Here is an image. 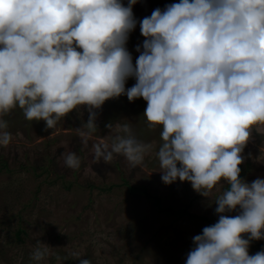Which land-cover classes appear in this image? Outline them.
<instances>
[{"label": "clouds", "instance_id": "obj_1", "mask_svg": "<svg viewBox=\"0 0 264 264\" xmlns=\"http://www.w3.org/2000/svg\"><path fill=\"white\" fill-rule=\"evenodd\" d=\"M137 2L0 0V117L18 107L26 120L53 129L86 107L80 135L87 138L107 100L143 98L147 128L162 129L156 156L163 183L190 182L204 197L222 180L230 185L215 200L218 222L193 237L186 264H264V251L248 252L250 241L264 239V179H239L241 153L254 126L264 125V0H179L157 8L139 21L145 39L134 65L126 44ZM129 78L136 83L126 89ZM7 128L0 118L2 147L12 140ZM121 130L110 149L93 145L97 162L114 154L132 167L144 161L153 146L129 125ZM64 162L81 166L72 152ZM238 206L240 214L225 215ZM46 255L38 244L32 259Z\"/></svg>", "mask_w": 264, "mask_h": 264}, {"label": "rangeland", "instance_id": "obj_2", "mask_svg": "<svg viewBox=\"0 0 264 264\" xmlns=\"http://www.w3.org/2000/svg\"><path fill=\"white\" fill-rule=\"evenodd\" d=\"M122 2L127 6L128 0ZM178 2L138 0L133 6L137 25L126 47L134 65L140 54L136 47L142 50L145 39L139 21ZM135 83L129 78L126 89ZM146 107L143 98L129 102L121 95L107 100L95 110L97 131L87 138L80 135L87 131L86 107L69 113L53 129L44 121L26 120L18 107L0 117L12 136L9 146H0V264H79L81 259L92 264H186L193 237L218 222L215 200L229 184L222 180L204 197L190 182L163 183L156 156L162 129L147 128ZM125 124L137 140L153 146L144 161L132 167L114 154L109 163L97 162L93 145L103 142L110 149L115 137L125 135ZM70 152L80 158L79 169L65 165L64 156ZM241 156L240 180L250 185L264 179V125L254 126ZM141 189L159 197L160 208ZM166 208L189 214L171 215L162 211ZM241 211L238 206L225 215ZM256 241L264 244V239ZM38 244L47 247L39 262L32 259Z\"/></svg>", "mask_w": 264, "mask_h": 264}, {"label": "trees", "instance_id": "obj_3", "mask_svg": "<svg viewBox=\"0 0 264 264\" xmlns=\"http://www.w3.org/2000/svg\"><path fill=\"white\" fill-rule=\"evenodd\" d=\"M240 179V178H239ZM132 190H137V188H133L131 187ZM228 189H230V185L228 187ZM146 197L148 198H153L155 200V204L156 206H158L160 208V199L159 197H157L156 195H151L148 193L147 189H141L140 190ZM162 211L169 213L171 215H177V216H182V215H188V211H186L185 209H180L179 211H175L173 209L170 208H166V209H162ZM242 238L247 239V234H245ZM253 250H257L258 252L260 251H264V244L257 242L256 240H252L250 241L249 244V249L248 251H253ZM92 264V263H91Z\"/></svg>", "mask_w": 264, "mask_h": 264}]
</instances>
